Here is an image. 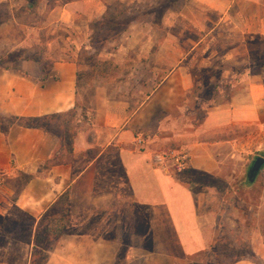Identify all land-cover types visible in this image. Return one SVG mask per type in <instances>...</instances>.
<instances>
[{
	"label": "crops",
	"instance_id": "crops-1",
	"mask_svg": "<svg viewBox=\"0 0 264 264\" xmlns=\"http://www.w3.org/2000/svg\"><path fill=\"white\" fill-rule=\"evenodd\" d=\"M49 1L39 0L35 13L8 20L20 37L16 41L6 34L7 49H34L31 33L54 35L63 29L76 35L78 22L87 28L108 11L105 0H60L47 9ZM176 5L162 13V22L171 34L184 20L183 45L170 37L158 45L142 43L136 57L147 69L142 73L135 66L127 80L116 83L115 96L84 90L91 99L81 106L79 63L70 59L19 57L9 60L12 67L0 68V220L12 221L17 219L11 218L13 212H24L35 226L67 192L72 224L104 213L107 219L101 222L112 232L63 234L43 252L42 264H181L199 260L216 239L203 234L204 217L189 184L156 168L151 157L157 151H179L187 156L190 171L215 174L222 146L233 143L235 157L247 150L250 133L231 140L217 135L231 126H251L263 112L264 70L254 71L262 60L253 59V50L264 48V0H182ZM55 41L46 40V47ZM177 52L182 56L174 63ZM130 79L137 84L130 85ZM72 109L98 121L89 128L92 139L85 129L78 130L68 149L53 132L10 122L15 116ZM198 113L200 119L194 117ZM136 137L144 140L140 149ZM103 172L117 182L96 191ZM129 220L136 225L130 228ZM32 238L0 245V264H30Z\"/></svg>",
	"mask_w": 264,
	"mask_h": 264
},
{
	"label": "rangeland",
	"instance_id": "rangeland-1",
	"mask_svg": "<svg viewBox=\"0 0 264 264\" xmlns=\"http://www.w3.org/2000/svg\"><path fill=\"white\" fill-rule=\"evenodd\" d=\"M105 1L108 4V11L102 25L88 23L86 28L84 23L78 22L76 35L71 34V36L63 29L58 30V33L54 35L48 32L31 33L33 44L36 47L25 51L20 48L13 50L6 48L9 45L6 34H12V40L16 41L20 37L16 30L7 26V23L20 16L18 13L23 9L25 0H3L0 2V58H2L0 68L12 67L8 64L9 60L18 58V56L77 61L79 63L78 103L81 106L82 104L87 106L91 97L87 98L85 94H92L93 88L99 89L100 93L102 89V92L115 96L117 94L116 83L127 80L135 66L142 73L144 69H147L144 65H139V58L136 57L142 43L154 42L158 45L164 42L166 37L167 40L170 37L174 43L183 45L184 32L180 27H184L182 25L184 20L177 21L175 26L177 29L174 28L175 31L171 34L166 33L162 22V13L167 9L177 7L176 4L182 0ZM61 3L60 0H50L46 8H53ZM31 11L35 13L36 6ZM32 18L30 16V19ZM18 19H16L17 23ZM28 19H23V21L27 22ZM35 21L37 22V19ZM12 22V25H16L14 21ZM51 38H55L56 41L52 42L50 48L46 47V40H52ZM181 56V52H177L174 63L179 61ZM253 59L258 63L262 60V66L254 65V71L258 68L264 70L263 46L259 50H253ZM116 61L120 64H115ZM203 76L204 74L200 77ZM129 82L130 85L137 84L131 79ZM78 113L76 111L62 113L61 116L39 121V124L45 128L44 130L59 136L64 148L68 149L70 139L78 130L85 129L87 139H92V132L89 128L91 124L96 125L98 121L91 113L81 110H78ZM195 116L200 119L202 113ZM255 116L254 114V118ZM219 132L218 135L217 132L215 133V138L217 135L222 140H231L250 133L251 144L241 157L232 155L233 143L222 146L217 154L220 170L215 174H205L189 169L179 173L170 171L180 181L189 184L198 203V214L204 217L205 224L203 222L202 228L205 238L207 240L209 237L216 238L214 247L209 246L199 260L179 262L181 264H264V167L253 178L251 184L247 178L251 160L258 156L264 158V109L262 113H259V120L255 118L251 126L246 128L231 126ZM103 173L106 175V172ZM103 173L96 180V191L107 190L112 181L117 182L116 178L103 176ZM57 212L56 208L49 209L44 218L35 226L32 225V220L23 218V216L19 224L10 226L8 225L11 222L10 218L0 220V245L8 239L24 240L33 235L34 250H32L30 264H42L45 255L43 252L54 242L45 230L49 228L50 219ZM20 215L13 212L11 218H20ZM106 216L101 213L80 221V224L76 226L73 224V230L78 232L88 229L98 236L102 233L111 236L112 232H109L108 223L103 221L102 224L101 222L107 219ZM128 224L130 228L136 225L131 220ZM251 251L254 256L250 254Z\"/></svg>",
	"mask_w": 264,
	"mask_h": 264
},
{
	"label": "trees",
	"instance_id": "trees-1",
	"mask_svg": "<svg viewBox=\"0 0 264 264\" xmlns=\"http://www.w3.org/2000/svg\"><path fill=\"white\" fill-rule=\"evenodd\" d=\"M38 1L39 0H25V5H24L23 9L18 13V15L19 14L20 15L30 14L32 12L31 10L33 8H35V6L37 5ZM104 19H105V17H102L101 19H92L90 21V24L91 23H97V25L98 24L102 25V21ZM18 58H19V56H18ZM31 58L37 59L36 56H33ZM1 59L2 58H0V62H1ZM46 66L47 65L44 64L42 68L45 69ZM74 111H75V109H72V110L68 111L67 113H72ZM61 115L62 114H54V115H47V116H42V117H31V118L16 117L15 116V117H13L10 120V122L12 124H14V125H17V126H20V127H23V128H27V129H36L37 128V129H43L44 130L45 128L42 125L39 124V121H43V120L50 119V118L55 117V116H61ZM177 173H179V172H177ZM253 178L251 180L248 179V182L250 184L253 182ZM68 206H69L68 194H67V192H64L63 194H61L58 197L57 202L51 207V208L58 209V212L56 213V215H54L50 219V223L48 224L49 228L46 229L45 232L47 233V235L49 237H51L53 239V241H55L59 236H61L63 234H71V233H75L76 232L75 230H73L74 226L71 223L70 215L68 214ZM22 216H23V218H28L29 220L32 219L30 215H28L27 213L23 212V213H21L20 218L12 220L10 223H8V225L10 226V225L14 224L13 222L20 223L21 220H22L21 219ZM35 239H36L35 241H37V238H35ZM215 242H216V239L213 241L211 247H214ZM49 248L50 247L46 248L45 250H48ZM250 254L252 256H254L252 251H251Z\"/></svg>",
	"mask_w": 264,
	"mask_h": 264
},
{
	"label": "built area",
	"instance_id": "built-area-1",
	"mask_svg": "<svg viewBox=\"0 0 264 264\" xmlns=\"http://www.w3.org/2000/svg\"><path fill=\"white\" fill-rule=\"evenodd\" d=\"M144 140L141 137L135 138V144L138 149L143 146ZM152 162L155 164L156 168L162 169L166 172L176 171L185 172L189 169L187 156L179 151H157L152 154ZM3 184V176L0 175V188Z\"/></svg>",
	"mask_w": 264,
	"mask_h": 264
},
{
	"label": "water",
	"instance_id": "water-1",
	"mask_svg": "<svg viewBox=\"0 0 264 264\" xmlns=\"http://www.w3.org/2000/svg\"><path fill=\"white\" fill-rule=\"evenodd\" d=\"M264 165V158L261 156L255 157L252 164L249 166L247 175L248 179H252L262 169Z\"/></svg>",
	"mask_w": 264,
	"mask_h": 264
},
{
	"label": "flooded vegetation",
	"instance_id": "flooded-vegetation-1",
	"mask_svg": "<svg viewBox=\"0 0 264 264\" xmlns=\"http://www.w3.org/2000/svg\"><path fill=\"white\" fill-rule=\"evenodd\" d=\"M253 161H254V158L251 160L250 165L252 164ZM250 165H249V166H250ZM263 167H264V165H263ZM263 167H262V168H263ZM247 171H248V170H247ZM247 178H249L248 175H247Z\"/></svg>",
	"mask_w": 264,
	"mask_h": 264
}]
</instances>
